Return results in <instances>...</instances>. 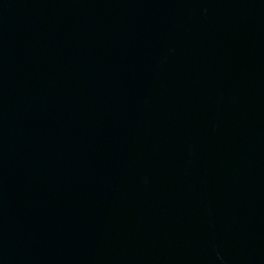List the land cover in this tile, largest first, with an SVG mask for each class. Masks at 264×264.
Segmentation results:
<instances>
[{
    "label": "water",
    "instance_id": "obj_1",
    "mask_svg": "<svg viewBox=\"0 0 264 264\" xmlns=\"http://www.w3.org/2000/svg\"><path fill=\"white\" fill-rule=\"evenodd\" d=\"M0 264H264V0H0Z\"/></svg>",
    "mask_w": 264,
    "mask_h": 264
}]
</instances>
